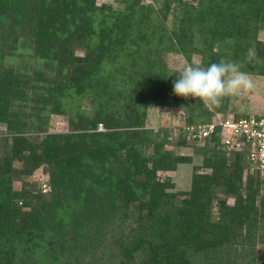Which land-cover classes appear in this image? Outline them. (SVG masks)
I'll list each match as a JSON object with an SVG mask.
<instances>
[{
	"label": "trees",
	"instance_id": "1",
	"mask_svg": "<svg viewBox=\"0 0 264 264\" xmlns=\"http://www.w3.org/2000/svg\"><path fill=\"white\" fill-rule=\"evenodd\" d=\"M114 2L0 0V264H264V179L244 182L247 152L218 131L186 142L228 97L176 96L166 62L264 76V0ZM149 107L186 108L178 138L146 127ZM53 116L65 132H49ZM180 164H193L185 191L159 176ZM39 168L47 191L29 182Z\"/></svg>",
	"mask_w": 264,
	"mask_h": 264
},
{
	"label": "rangeland",
	"instance_id": "2",
	"mask_svg": "<svg viewBox=\"0 0 264 264\" xmlns=\"http://www.w3.org/2000/svg\"><path fill=\"white\" fill-rule=\"evenodd\" d=\"M149 1V0H145ZM99 4L108 3L116 6L114 0H97ZM259 40L264 41V32L258 36ZM194 61H198V57L194 58ZM167 65L175 70L181 71L187 66L182 56L178 54H170L166 59ZM254 84V87L249 91H240L237 94L229 95L228 97V110L229 115L235 114H247V115H264V76L250 75ZM211 107V105H207ZM178 110L164 109L160 110L155 107H149L146 117V127L154 130L166 129L171 133V141L178 138L179 127L183 125V114L178 115ZM3 128H0V131ZM67 130V123L63 117L53 116L51 118L49 132H65ZM192 139L188 138L186 142L189 144ZM168 149L175 150L176 153L183 156H192L193 164H199L200 160L194 156L193 149L190 147H175L168 146ZM193 164H180L176 171L168 173H160V178L170 177L175 184V191H185L190 187L192 167ZM245 172V170H244ZM243 172V180L245 182L246 174ZM248 172H251L248 170ZM44 171L39 168L34 172L33 176L29 178L30 183H34L41 190L47 191L48 187L45 184L47 180L44 176ZM47 182V181H46ZM45 184V185H44ZM20 183H14V188L19 189ZM231 202V201H230Z\"/></svg>",
	"mask_w": 264,
	"mask_h": 264
},
{
	"label": "clouds",
	"instance_id": "3",
	"mask_svg": "<svg viewBox=\"0 0 264 264\" xmlns=\"http://www.w3.org/2000/svg\"><path fill=\"white\" fill-rule=\"evenodd\" d=\"M255 55V50L249 49V58ZM254 87L251 76L241 71L238 61L220 58L207 67L198 63L189 64L179 73L173 82V92L182 98H194L204 105H217L221 98L249 91ZM186 108H181L178 115Z\"/></svg>",
	"mask_w": 264,
	"mask_h": 264
},
{
	"label": "built area",
	"instance_id": "4",
	"mask_svg": "<svg viewBox=\"0 0 264 264\" xmlns=\"http://www.w3.org/2000/svg\"><path fill=\"white\" fill-rule=\"evenodd\" d=\"M189 139L203 141L219 132L221 145L227 151H246L250 171L257 172L264 179V115L236 117L215 112L208 124L184 127ZM99 131L102 126L99 125ZM248 170H245V174Z\"/></svg>",
	"mask_w": 264,
	"mask_h": 264
}]
</instances>
